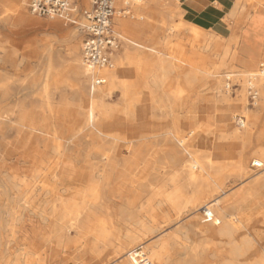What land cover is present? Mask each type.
<instances>
[{"label":"bare ground","instance_id":"6f19581e","mask_svg":"<svg viewBox=\"0 0 264 264\" xmlns=\"http://www.w3.org/2000/svg\"><path fill=\"white\" fill-rule=\"evenodd\" d=\"M3 2L6 3L4 9L6 15L4 14L5 17L2 19L4 22L8 20L9 14L12 13L15 14V18L11 26L23 24L33 28H44V24L35 22L24 11V4L27 3L26 0H3ZM114 2L116 15L113 18V23L115 20L117 27L126 29L127 26L117 19L123 15L122 10H120L121 2L120 0H115ZM142 2L145 1L133 0V6L136 10L144 9L143 7L141 8ZM122 3H124L123 5H127V2ZM239 5L237 3V7ZM235 12L236 10L233 14L237 13ZM154 16H157L155 19L157 23H160L164 19L161 17L160 11L150 12L148 15L144 14L143 19L145 21L151 20L154 19ZM250 17L244 18L237 16L236 18L235 15V28L239 30V33ZM47 26L57 28L58 24L51 23ZM129 26L127 28L139 32V36L137 37L138 43H133L137 50L134 49V56L126 55L122 60L116 57L117 67L115 69L96 68L93 71H89V69L83 66L82 57L80 61L77 58H73L71 61L68 71L69 78L80 81L84 87V89L82 87L84 100H80V104H74L77 100L75 98H67L63 100V103L58 107V111H56L52 102H47L49 100L47 98V101L44 100L45 104L40 108L48 113L47 119L42 116H31L29 112L21 108H19V114L15 118L13 108L7 110H1L0 108V137L2 139L0 142V195L5 198V202L0 205V264H49L50 261H53L57 257L58 251L62 248L64 242L66 240V243L68 242L66 231L69 228L84 229V232L90 234L87 225L90 222L88 217L93 207H98L108 213L106 205L104 204V206L100 202L102 198H99L100 201H97L98 189L101 190L104 196L110 194L111 190L108 181L112 179L118 183L119 190L131 192L130 186H125L124 183L127 181L130 183L132 181L129 175L130 167L140 165L139 162L141 161H144L143 165L150 163L155 167L158 152L152 151L149 156L148 154H144L148 150L147 142H145L147 138L145 134L140 132L139 136H130V145L123 146L122 143L124 144L128 138L121 137L117 131V126L120 124L118 121L119 116L129 117L136 122L139 121L137 124L138 128L141 129L144 127L142 118L138 117L139 112H137L140 103L138 98L141 96V94L139 95L141 92L147 94L152 113L156 110H162L168 115H170L172 102L174 103L183 98L185 92L187 94L214 93L217 99L215 110L217 128L223 130L222 132L220 131L221 133L219 132L220 135H215L214 142L221 145L238 142L240 145V149L236 152L237 159L224 162L222 158L225 156V151L223 148L217 145L215 146V144L213 152H203L200 150H191L186 143L176 139L181 149L180 157L178 158L183 161L181 167H185L184 173L182 172V174L188 176L187 178L185 175L187 179L185 178L183 182L194 185L198 192H201L204 187L208 188L210 190V198H213L222 191V180L228 177H233L237 181L250 180L252 173L248 169V165L251 164L253 166V164L258 163L261 165L259 169L261 174L257 175L258 177L248 184L246 195L244 191L243 194L246 196L245 198H251L255 187H258V189L264 188V148H259L257 151L247 155L253 137L258 141L264 142V117L261 120V115H264V72L260 71V69L257 71L240 69L238 71V68L232 67L233 63L230 65L228 62L226 65L220 63V65L223 64L224 68L225 66H231L227 69L225 68V72L223 70L221 72L222 67H214L208 61L206 62L208 58L200 50L202 49L204 51L209 46H220L218 43L219 39H217L218 41H214L213 38H217L218 36L215 35L212 37L213 35L206 34L205 31L196 26L192 25L191 27L194 40H191V42H194L199 48L195 49V51H190L187 56H183V54H180L181 52L178 55L168 56L163 54L162 56H155L157 51L149 44L150 40L148 41V31H150L148 23L138 21ZM206 35H208V38ZM70 38V42L72 43L71 55L75 56L78 47L77 37L72 33ZM228 39L229 43L226 39L227 46L231 44L230 48H234V51L230 52L232 60H234L235 51L238 47L239 34L236 32L235 35L230 36ZM222 42H224V39ZM4 44L6 45V43ZM0 49L1 53L2 50H7L3 45H0ZM222 51L220 52L223 53ZM228 53L229 50L226 49L225 55L227 54L228 56ZM216 54L218 56L219 53ZM220 55L222 56V54ZM3 61L6 63L12 62L10 56L4 59L0 57V62ZM222 61L226 63V61ZM139 64L142 68L140 71H137L138 79L135 81L131 78L129 67L131 68ZM185 65L189 67V70H185L179 76L178 87L167 92L163 98H159L161 96L157 97V86L159 84L161 85L171 72L181 71ZM228 69L230 71H227ZM234 69L236 70L233 71ZM96 78L101 81V84H95ZM182 82L186 88H182L180 84ZM230 83H236L240 88L235 102L230 100ZM54 84H56L54 87L58 85L59 88H64V91L65 86H70L67 81ZM91 84H95L96 87L94 88ZM8 86L9 84L3 81L0 76V106L11 99ZM198 87L201 89H198ZM113 88H117L122 95L121 105L119 106L118 104L117 108H114L115 106L111 108V105L109 106L105 100L111 94ZM251 89L257 94L256 100L259 99V108L257 109L258 113H261L259 115L248 113L245 106V95L249 94ZM45 91L47 90L45 89ZM73 93L76 96L79 92L74 91ZM41 94L43 95V93ZM136 95L138 98H136ZM169 102L171 103L169 104ZM256 102L255 104H257ZM72 108L73 110L75 108V111L72 110V112ZM235 112L244 115L238 120L239 128H234L232 124V120H235L236 117L233 115ZM67 121H73L76 126L66 128L65 123ZM259 126L261 128H258ZM13 131L16 136L13 140L8 141V136ZM166 132L167 135H171L170 129ZM67 144L73 146L74 152L61 153V149L63 148L64 150ZM82 144L84 147H82L80 153L78 152L76 154L79 145ZM70 146L69 148H71ZM38 149L43 151L49 150L57 158V161L54 163L57 172L51 175L53 187L45 184L40 179L48 171L49 166L47 165L52 156L44 160L43 157L42 159L40 158L43 161H39L35 169L26 170L27 174L25 176L16 175L18 170L16 165H29L35 156L39 154L40 151ZM171 152L176 156L173 148H171ZM50 153L47 154L50 156ZM186 157L188 160L190 159L189 162H187ZM95 159L101 161L100 168H95L94 165L97 164L93 163ZM76 165H81L83 170L81 168H75ZM119 166H122V168L119 169ZM194 166L199 171L205 172L209 179L200 180V177H198L199 179L197 181V176L193 173ZM79 170L81 172H88V179L83 185L82 198L75 200L72 198L65 199L59 196L58 192L62 189L61 184L64 183L62 181L63 179L73 180L79 183ZM179 174H181V171L176 170L170 173L169 178L167 177L169 181L168 187L170 186L171 190L169 189L170 192L168 190L169 193L164 192L168 194L162 195L160 201L172 208L177 216L193 211L204 203L201 198L194 199L182 195L183 191L181 193V190L186 189L187 184L183 183L181 185L182 182L177 183L179 181L177 177L180 178L178 176ZM98 183H101V186H98ZM157 191L159 190H156V195L160 193H157ZM42 197H46V199L44 201L40 200L39 198ZM242 197L240 201H242ZM220 200L221 198H215L194 213L195 216H199L200 220L203 221L200 229L201 235L205 239L212 240L211 243H208V245L212 244L208 248L212 257L219 259L218 264H264L263 240L253 233H249L247 236L245 233H248V231L245 227L232 217V210H237L243 201L240 202L235 197L234 202L229 207L211 209L212 206H217ZM124 207L136 208L135 204L128 200L124 204ZM145 212L152 219V215L150 214L153 211L150 206L146 208ZM32 217L38 219V224L40 228L46 230L45 233L39 231L36 233L34 230L27 232L25 230L26 225L31 223ZM110 225V222L107 221L101 227L98 235L94 237V242L97 241L103 246L108 245V238L111 235ZM148 233L152 234V232ZM24 234H28V237L22 238L23 236L25 237ZM184 235L188 236V233L184 231ZM83 238L85 239V237ZM134 239L135 237H130V243H133L135 241ZM35 241H38L39 247L35 245ZM252 242L257 246H262V254L260 255L258 253L260 257L253 259V261L244 262L241 259L253 252L254 243ZM128 245H121L115 250L116 255L121 254ZM18 246L19 248H17ZM92 246L90 249L91 254L99 257L100 254L97 253L99 250L95 249L94 243ZM137 248H141L147 254L152 264H163L161 249L156 252L148 248V246H138ZM15 249L17 251L13 253ZM130 252L126 253V260L121 264H134L129 257ZM32 254L36 256L35 260H32L34 257L32 256L31 258ZM187 263L186 260L179 262V264Z\"/></svg>","mask_w":264,"mask_h":264},{"label":"rangeland","instance_id":"374dc122","mask_svg":"<svg viewBox=\"0 0 264 264\" xmlns=\"http://www.w3.org/2000/svg\"><path fill=\"white\" fill-rule=\"evenodd\" d=\"M76 1H78L83 8H88L89 6V0ZM143 1L145 2H142L143 4L141 5V8L143 7L144 9L136 10L133 6V2L130 6H126L123 5L124 3H122V0H120V10H122L121 12L123 13V15L117 19L118 21L124 23L127 27H130L129 25H132L138 21H141V23H148V28L150 30L148 31V41L150 40L149 44H151V47L157 51L155 56H162L163 54H166L168 56L178 55L180 52V54H183V56H187L190 51H195V49L199 48L194 42H191V40H193V33L191 32L192 25L182 21V12L177 7L173 6L175 0ZM237 3L240 4L238 7ZM5 4L6 3L1 0L0 45L6 47L7 50H2L1 53L0 49V57L4 59L7 58V56H10L12 62H0V76L3 81L9 84L8 88L10 89L11 99L0 106L1 110L13 108L16 118L19 114L18 110L19 108H21L22 110H26L27 112H29V115L31 116H42L47 119L46 117L48 116V113H46L45 110L40 109L45 104V101H47V98L49 99L47 102L51 101L56 111H58V107L63 103V100L67 98H75L77 100L74 102V104H80V100H84V93H82L84 87L80 81L69 78L68 71L73 58H77L79 59V61L81 60V45L83 40L82 36L79 34L76 28L65 25L64 22H62L60 19H40L32 16L26 7L27 3L24 4V11L35 22H38L40 24L57 23L58 27L50 29L51 27H48L47 24H44V28H33L30 26H25L23 24L18 26H11V23L15 18V14H9L8 20L6 22L2 20L6 15L4 13ZM263 5V0H237L231 12L224 19L228 31L230 32V36L235 35L236 32L237 34H240L239 30H236L234 23V20L237 18V16L249 18L253 14H264ZM235 10L237 13L235 12L236 14H233ZM154 11H160L161 17L164 18L163 20L160 19V23H157L155 21L157 16H154V19L151 20L145 21L143 19L144 14L148 15L150 14V12ZM125 19L127 20L125 21ZM115 24L116 22L114 20V28L120 36V47L111 56L113 68H111L110 70L117 67V61L115 59L116 57L119 60H122L126 55H133L135 53L134 49L137 50V48L133 43H138L137 37L139 36L138 31L132 30L127 27L126 29L117 27V24ZM203 31H205L206 34L213 35L212 37L216 35L212 31ZM72 33L76 35L78 43L75 56L71 55L72 43L70 42V35ZM216 36L218 37H214L213 39L214 41H218L217 39H219L218 43L220 44V46H209L204 51L202 49L200 51H202V54H204V56L208 58L206 62L208 61V63L212 64L214 67H222L221 72L222 70L225 72L227 68L231 67L225 66L226 69L224 68L223 64L226 65L227 62L230 63V65L233 63L232 67L238 68V71H240V69L246 71H257L259 70V64L264 63V58L262 57L263 59L259 58L257 61V65H255L253 68H246L245 66L241 65L237 59V49L235 51L234 60H232L230 52L234 51V48H230L231 44L227 46V44L229 43V37L226 36V34L222 37H220L219 35ZM206 37L208 38V35H206ZM223 39L224 42H222ZM226 39L228 43L226 42ZM4 43H6V45ZM223 46L225 49L223 48ZM227 47H229L230 49ZM222 49L224 50L222 51ZM226 49L229 50L228 56L227 54L225 55ZM220 51H222L223 53H221ZM216 53H219L218 56ZM220 54H222V56ZM218 57L220 60L218 59ZM221 58L222 60L226 61V63L223 62ZM220 63L223 64L220 65ZM141 68L142 67L140 66V64L137 66L134 65L131 68L129 67L131 78L133 80L136 81L138 79L137 71H140ZM185 70H189V67H187L186 65L181 71L171 72L165 79V81H163L161 85L159 84L157 86V97L161 96L159 98H163L165 97V94L167 92H170L171 90L177 88L180 78L179 76H181V74ZM235 70L236 69H234L233 71ZM227 71H230V69H228ZM62 81H67V83H69L71 87L69 86V88L65 86L64 91V88L61 89L57 85V90L56 87H54L56 85L54 83H59ZM180 84L182 88H186L183 82ZM235 84L236 83H230L229 96L232 102H235L237 100V96L240 91L239 86L237 84L235 86ZM91 86H93L94 88L96 87L95 84H91ZM45 89L47 91H45ZM198 89L201 88L198 87ZM74 91L79 92L78 95L75 96L73 93ZM44 92L46 93L44 94ZM41 93H43V95ZM140 94L141 96L139 98L136 95V98L140 100L137 112H139L138 117L142 118L144 127L141 129L138 128L137 124L139 121L136 122L134 121V119H131L129 117L125 118L124 116H119L118 121L120 124L117 126V131L119 132L118 135H120L121 137L128 138V140L124 144L122 143L123 146L130 145V136H139L140 132L145 134V136L147 137L145 142H147L148 150L147 153L145 152L144 154H148L149 156L152 151L158 152L156 155L155 167L150 163L143 165L144 161L139 162L140 165L130 167L129 175L131 176L132 181H130V183L129 181L124 183L125 186H130L131 192L119 190V186L117 185L118 183L114 182L112 179L108 181L111 190V193L109 192L110 194H108L109 196H104L101 193V190L98 189L99 191L97 194V201L99 200V198H102V201H99L103 203V205H106L108 213L104 212L98 207H93V209L89 213L90 215L88 218L90 219V222L87 225V227H89L90 234L88 232H84V229L69 228L66 231L68 242L66 243L67 240L64 242L62 248L58 251L57 257L53 261H50L49 264H121L124 260H126V253L132 251L138 246H148V248H151L156 252L161 249L163 264H179V262H181L182 260H186V262H188L187 264H218L219 259L213 258L208 249L212 245H208V243H211L212 240L205 239L201 235L200 229L203 225V221L200 220L199 216L194 215V213H196V211H198L200 207L209 204L215 198H221L220 203L217 206H212L211 209H221L229 207L234 202L235 197L240 201L241 197L243 196V202L240 201L242 202L241 206L237 210H232V217L242 225L245 219H250L251 230H249L248 233L245 234H247L248 236V234H251L253 231L254 235H259V237L262 238V246H264V189L261 190L258 189V187H255V189H253V196L256 193L257 194L251 199H249L248 197L245 198L246 196H244V194L246 195L248 184L253 182L254 179L258 177L257 175L261 174V172H259V169L252 168L251 164L248 165V169L252 173V176H250V180L237 181L233 177L225 178L224 180H222V191L213 198H210V190L208 188L204 187L201 192H198L197 188L194 185L183 182L185 181L186 174H182V172L184 173L185 167H181L183 161L182 159L178 158L180 157L181 152L180 146L177 143V138L173 136L171 137V135L169 134L167 135L166 131L171 129L173 124V117H171L172 115H168L166 113V118V114L162 110H156L154 111V113H152V111L150 110V102L148 101L147 94L144 92L139 93V95ZM208 95H211L216 99V95L214 93H208ZM187 96L188 94L187 92H185L183 94V98L185 99ZM121 99V92L117 88H113L111 94L107 98H105L109 106L111 105V108L114 106V108H117L118 104L120 106ZM256 101L255 102L257 104L250 100L249 94L245 95V106L248 113L258 115L261 114L257 111V109L259 108V99ZM170 103L171 102H169V104ZM172 105L177 107L178 104H173L172 102ZM72 110L73 108L71 109V111ZM73 111H75V108ZM178 114L180 120L178 123L180 132L179 135L183 138L189 139V145L192 148L191 150H195L194 148L198 147H204V144L198 143L197 140H195L196 137L193 130L190 129L191 132L189 133L187 129L188 123L189 121H191L194 113L184 110L183 112H180ZM178 114L175 113V116H177ZM233 115H235L236 117L235 120H232V124L234 128H239L240 126L238 125V120L241 116L243 117L244 115H240L238 112L233 113ZM263 117L264 115L262 114L261 120ZM71 126H76V124L73 123V121H67V123H65L66 128ZM258 128L261 127L259 126ZM220 131L222 132L223 130L218 129L217 126L214 125V123H211V126H207L204 128V133L211 132L214 135H220ZM15 136V132H11L8 136V141L13 140ZM1 140L2 139L0 137V142ZM214 144L215 146L217 145L220 148L224 149L225 156L222 158L224 162H228L231 160L234 161L237 159L236 152L240 149V145L238 142L228 143L224 145L214 142ZM214 144L211 149L200 151L213 152L215 149ZM69 146L70 145L68 144L65 145V147L68 149L65 148L63 150L62 148L61 153L74 152L73 146L71 145V148H69ZM82 147H84L83 144L79 145L76 154H78V152L80 153ZM171 148L174 149L176 156L172 154ZM259 148H264V142L258 141L255 137H253V141L250 145V150L247 155H250L251 153L257 151V149ZM38 151H40L39 154L35 156V158L38 159L37 161L34 158V160L30 162L29 165H16V167L18 168L16 175L25 176L27 174L26 170L28 171V169H35V166L38 165L39 161H43L47 157L50 158L52 156L49 159V163L47 165L49 166L48 171L43 176H41L40 179L45 184L53 187L51 175L57 172L54 164L57 161V158L52 155L49 150L43 151L41 149H38ZM42 152L44 153L42 154ZM47 153H50V156ZM42 157L43 160H41ZM93 161L92 162L94 164L97 163L94 165L95 168H100L99 165L101 164V161H99L98 159H95ZM189 161L190 159H187V162ZM81 167V165L75 166V168ZM118 168L121 169L122 166H119ZM81 170L83 169L81 168ZM81 170H79L78 173L80 180L79 183L68 179L62 180L64 183L61 184L62 187L60 186L62 189L58 192L59 196L65 199L72 198L75 200H80L82 198V190L84 187L83 185L88 179V172H81ZM176 170L181 171V174L178 175L180 176V178L177 177V179L179 180L177 183L182 182L181 185H183V183L187 184V188L181 190V193L183 191L182 195L194 199L201 198V200L204 201L203 204L195 208L193 211L182 213L179 216H177L173 209L170 208L167 204L160 202L162 199V195L164 196L165 194H168L170 192L171 188L170 186L168 187V178L170 173ZM193 173L195 174V176H197V181L199 179L198 177H200V180L209 179L208 175L205 172L199 171L196 166H194ZM200 180L199 182H201ZM210 181L209 183H211ZM98 186H101V183H98ZM157 189L159 190L157 191V193H160L156 195L155 192ZM161 189L163 193L161 192ZM39 199L44 201L46 197H42ZM127 200L133 202L136 208H125L124 204ZM4 202L5 198L0 195V205H2ZM149 206L153 211V213L150 214L152 215V219H150L149 214L145 212L146 208H149ZM107 221L111 224V235L108 238V245L103 246L97 241L94 242V237L98 235L101 227L105 225ZM38 223V219L36 217H32L31 223H28L26 225L25 230L27 232L34 230L36 231V233H38L37 231L45 233L46 230L40 228V225ZM184 231L188 233V236L184 235ZM148 232H152V234H149ZM27 235H25V237L23 236L22 238H27ZM157 236L160 237L158 241ZM83 237H85V239ZM130 237H135V241L133 243H130ZM34 243L35 245L39 244L38 241H35ZM93 243L95 249L99 250V252H97L98 254H100L99 257H97L95 254H91L90 252V249L93 247ZM96 243L99 245H97ZM124 244L129 245L121 252V254L116 255L115 250H117L121 245ZM262 246H257L254 243L252 254L242 258L241 260L244 262H249L253 261V259L259 258V254H262ZM17 248H19V246ZM16 249L13 253L18 250ZM32 256L34 257L32 258ZM31 258L32 260H35L36 256L32 254Z\"/></svg>","mask_w":264,"mask_h":264},{"label":"crops","instance_id":"0c3cea01","mask_svg":"<svg viewBox=\"0 0 264 264\" xmlns=\"http://www.w3.org/2000/svg\"><path fill=\"white\" fill-rule=\"evenodd\" d=\"M236 1L237 0H175L173 6L177 7L182 12L181 18L183 22L206 31H212L220 37L224 36L225 34L226 36L230 37V32L228 31L224 19L231 12ZM122 2L126 1L122 0ZM132 2L133 0H129L126 6H130ZM76 3L79 8L86 9L83 8L78 1H76ZM44 24L50 25L49 23ZM237 51V59L239 63L248 69L253 68L255 65H257L258 59H261L263 57L264 14H253L245 24L239 34ZM261 64L262 63L259 64V68ZM174 103L178 105L177 107L172 105L170 108V114L172 115L171 117H173V124L170 129L171 135L178 140L186 143L188 148L192 149L189 145V139L183 138L179 135L180 132L178 123L180 120L178 113L183 112L184 110H186L187 112H193L194 115L192 116L191 121H189L188 123V132L190 133L191 130H193L196 137L195 140H197L198 143L204 144V147H198L194 149H211L214 144L215 135L211 132L204 133V128L207 126H211V123H214V125L217 126L215 117L216 99L208 94L190 93L185 99L181 98ZM175 113L178 115L175 116ZM263 189L264 188H262L261 190ZM256 194L254 196H256ZM250 224V219H245L243 221V226L247 231L251 230ZM256 236L259 237V235ZM159 238L160 237L157 236V241L159 240ZM259 238L262 239L261 237Z\"/></svg>","mask_w":264,"mask_h":264},{"label":"built area","instance_id":"2783aa9c","mask_svg":"<svg viewBox=\"0 0 264 264\" xmlns=\"http://www.w3.org/2000/svg\"><path fill=\"white\" fill-rule=\"evenodd\" d=\"M31 15L40 19H60L65 25L77 28L82 36L81 57L83 66L89 71L94 69H111V56L120 47L119 34L114 28L115 0H89V7L81 9L76 0H26ZM127 3L129 0H125ZM264 72V63L260 65ZM95 84H101L96 78ZM249 98L252 102L257 94L251 89ZM260 169L261 165L253 164ZM134 264H152L147 254L136 248L129 253Z\"/></svg>","mask_w":264,"mask_h":264}]
</instances>
